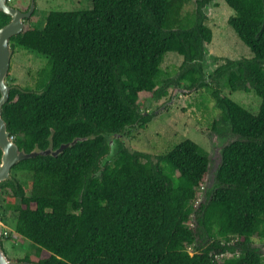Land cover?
Masks as SVG:
<instances>
[{
  "label": "trees",
  "instance_id": "1",
  "mask_svg": "<svg viewBox=\"0 0 264 264\" xmlns=\"http://www.w3.org/2000/svg\"><path fill=\"white\" fill-rule=\"evenodd\" d=\"M189 1L92 0L85 10H51L43 25L11 37V52L23 47L47 62L36 87L9 84L2 107L9 135L25 152L78 138L58 155L19 160L0 183L1 219L12 217L16 234L35 246L17 264H264L255 244L264 243V0H225L234 10L229 24L254 55L227 58L211 73L203 71L213 35L203 8L214 0H195L184 15ZM10 20L0 9V27ZM168 51L183 56L171 77L162 66ZM208 77L221 111L212 127L223 133L227 123L236 137L194 202L209 167L199 143L185 138L155 156L115 133L151 121L141 93L161 97L169 85L201 87ZM221 86L254 91L258 111ZM24 172L29 182L17 176ZM5 230L7 251L13 231Z\"/></svg>",
  "mask_w": 264,
  "mask_h": 264
},
{
  "label": "rangeland",
  "instance_id": "2",
  "mask_svg": "<svg viewBox=\"0 0 264 264\" xmlns=\"http://www.w3.org/2000/svg\"><path fill=\"white\" fill-rule=\"evenodd\" d=\"M32 3L34 14L32 13L25 20L26 27L31 23L43 25L51 10H85L93 5L92 0H9L10 5L18 7L22 11L28 10L29 5L31 6ZM196 6V1L191 0L184 5L181 12L184 15L191 14L195 11ZM204 10L207 15L205 23L213 30L211 42L205 43L206 51L203 60V71L205 73L214 71L227 58L243 59L244 57H253L254 54L250 47L239 38L228 22V18L234 10L225 0H214ZM171 54H175L177 60L171 58ZM181 60H183L182 55L173 51L167 52L162 65L166 69L167 75L177 73ZM46 62V58L42 55L23 47H17L12 50L11 54L8 84L36 87L38 71ZM210 80L212 81V79ZM186 85V81H181L180 84L175 86V88L178 86L187 88L186 92L183 90L179 95H177V92L174 94V90L177 91V89L171 85L169 87L170 94L166 96L154 97L147 92L141 93L138 98L140 110L152 112L153 117L146 127H131L129 138L125 142L132 149L147 151L155 156L167 153L185 138H192L199 143L208 151L210 165L203 183L204 188H198L199 192L194 200V202H198L204 199L206 187L214 183L212 177L216 167L221 162L222 146L234 139L236 135L230 132L227 123H225L227 127L223 133L212 127L213 121L221 117V111L217 108L212 95L215 83L211 82L210 86L205 85L199 88H190ZM220 89L222 95L230 96L253 112L258 111L260 98L254 91H231L225 86H221ZM161 106L164 109L156 110ZM17 176L23 182H29L30 180V174L27 172L19 173ZM193 219L192 215L188 224L192 225ZM11 221L12 217H7V223L4 224L10 231H13V238L9 241L5 240L7 246L5 252L7 256L11 255L10 257L16 261L26 253H32L35 246L24 237L18 236V233L16 234V221ZM256 243L261 245L260 247L263 248L264 253V244L259 240H256Z\"/></svg>",
  "mask_w": 264,
  "mask_h": 264
},
{
  "label": "water",
  "instance_id": "3",
  "mask_svg": "<svg viewBox=\"0 0 264 264\" xmlns=\"http://www.w3.org/2000/svg\"><path fill=\"white\" fill-rule=\"evenodd\" d=\"M33 8L34 5L32 3L28 10L22 11L18 7L10 5L7 0H0V9L9 13L12 18L7 24L0 27V147L2 149L0 159V183L10 176L13 166L19 160L36 156L38 154L58 155L67 146L73 145L78 141V138H75L70 142L62 143L57 149L47 148L44 150L25 152L24 150L19 149L18 144L11 139L6 122L2 117V107L8 101L10 92V86L7 83L11 65L10 39L13 35L24 30L26 25L25 19L32 14ZM173 98L175 99V97ZM114 141L115 139L111 140L112 151L110 152V155L106 157V160L114 154ZM217 167L214 171L212 180H214ZM3 227L4 221L0 216V264H17L16 261L11 260L6 255L5 249L1 244V240L3 239Z\"/></svg>",
  "mask_w": 264,
  "mask_h": 264
},
{
  "label": "clouds",
  "instance_id": "4",
  "mask_svg": "<svg viewBox=\"0 0 264 264\" xmlns=\"http://www.w3.org/2000/svg\"><path fill=\"white\" fill-rule=\"evenodd\" d=\"M7 2L9 3V0H7ZM203 9H205V8H203ZM205 11V10H204ZM32 15V14H31ZM28 18V17H27ZM26 18V19H27ZM12 19V18H11ZM25 19V20H26ZM208 25V24H207ZM213 31V30H212ZM213 36V35H212ZM174 52V51H173ZM11 54H12V52H11ZM167 54V53H166ZM172 55V54H171ZM182 61L183 60H181V62L179 63V65L182 63ZM178 65V66H179ZM179 68V67H178ZM178 72L179 71H177V73H176V75L178 74ZM175 75V74H174ZM211 78H207V80H209V82L211 81L210 80ZM8 83V82H7ZM173 88H175V86H176V84H173V85H171ZM169 87H170V85H169ZM169 87H168V94L167 95H169L170 94V90H169ZM202 87V86H201ZM199 88V87H198ZM175 89H177V91L176 90H174V94L177 92V95H179L180 93H182L183 92V90H185V92L187 91V88H184V87H176ZM166 96V95H165ZM161 109H164V108H162V106L161 107H159L158 109H156V110H161ZM145 112V111H144ZM146 112H149V111H146ZM156 112V111H155ZM151 113V112H150ZM152 120V119H151ZM150 122V121H149ZM135 126H139V124L138 125H135ZM130 129V128H129ZM129 131L130 130H128L126 133H123V134H118V133H115V135H117L118 137L117 138H120L121 140H123L124 142H125V140L126 139H128L129 138ZM11 137V139L13 140V136L11 135L10 136ZM126 143V142H125ZM221 154H222V151H221ZM221 159H222V157H221ZM209 165H210V162H209ZM219 166V165H218ZM208 172H209V167H208ZM207 172V173H208ZM204 188V186H203V184H202V186L200 185L199 186V188ZM199 202V201H198ZM3 233H4V231H3ZM3 233H2V235H3ZM6 235V234H5ZM255 244H257L258 246H260L258 243H256L255 242ZM264 244V243H263ZM262 248V247H261ZM262 250H263V248H262ZM9 258H10V256H8ZM11 259V258H10ZM11 260H13V259H11ZM14 261V260H13ZM17 263V262H16Z\"/></svg>",
  "mask_w": 264,
  "mask_h": 264
},
{
  "label": "crops",
  "instance_id": "5",
  "mask_svg": "<svg viewBox=\"0 0 264 264\" xmlns=\"http://www.w3.org/2000/svg\"><path fill=\"white\" fill-rule=\"evenodd\" d=\"M171 58H173V59H176V60H177V57H176V55H175V54H172ZM178 58H179V57H178ZM163 63H164V62H163Z\"/></svg>",
  "mask_w": 264,
  "mask_h": 264
},
{
  "label": "built area",
  "instance_id": "6",
  "mask_svg": "<svg viewBox=\"0 0 264 264\" xmlns=\"http://www.w3.org/2000/svg\"><path fill=\"white\" fill-rule=\"evenodd\" d=\"M4 234H7V231L6 230L4 231Z\"/></svg>",
  "mask_w": 264,
  "mask_h": 264
}]
</instances>
